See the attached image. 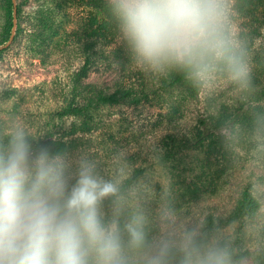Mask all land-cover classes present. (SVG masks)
Segmentation results:
<instances>
[{
    "label": "rangeland",
    "instance_id": "rangeland-1",
    "mask_svg": "<svg viewBox=\"0 0 264 264\" xmlns=\"http://www.w3.org/2000/svg\"><path fill=\"white\" fill-rule=\"evenodd\" d=\"M16 2L15 35L0 55V137L5 146L18 134H22L29 144V137L37 138L54 129V126L63 124L55 115L62 104L60 88L69 74L82 63L78 54L69 52L70 46L67 47L65 39L62 37L61 41L60 36L51 43L48 59L30 51L35 34L34 14L49 0ZM227 3V29L239 45L243 19L234 8L235 0H227ZM86 13L87 9L81 5L67 7L63 18L64 35L76 30ZM3 21L4 11L0 1V32ZM261 41L262 37L255 44ZM246 64L250 69L249 63ZM147 65L139 61L135 67L142 68L144 72L147 70L148 85L154 83L157 86L156 70L151 66L145 68ZM104 66L94 69L87 80L113 83L120 77L121 71L116 67L106 70ZM219 69L216 66L203 78H195L201 86L195 99L175 97L183 90L177 87L172 91L150 93V100L138 105L104 108L98 130L91 134H78V147L64 155L52 157L59 158L65 165L70 185L74 183L82 162L91 164L95 175L106 181L122 180L128 175L133 166L131 164L144 168L129 189L124 207L121 206L122 210L131 212L134 218L139 219L141 226L145 225L150 234L147 248L141 253L131 252L128 254L132 256L130 258L138 257L149 262L154 257L160 259L170 246L188 249L193 237L201 234L204 216L225 217L233 209L242 190L249 186L251 194L259 201L257 212L244 222L228 226L211 237L210 245H215L222 238L235 239L239 236L238 246L249 250L252 255L235 264H255L254 255L260 251V240L264 235V132H244L242 128L226 131L225 140L229 146L226 157L214 159L211 171L208 170L215 180L216 191L190 203L175 201L178 195L173 194L170 187L174 181L170 163L155 155L166 134L193 135L198 118L206 114L204 107L207 98L219 97L230 102L240 95V88L233 89L234 81ZM6 91H15V94L5 99L3 94ZM173 108L177 109L176 114ZM184 160L188 163L194 161V152H186ZM185 170L190 174L189 167ZM107 210L108 214L104 207L99 206L101 219L104 218L106 224L114 223L113 220L106 221V214L112 217L121 215L118 206Z\"/></svg>",
    "mask_w": 264,
    "mask_h": 264
},
{
    "label": "trees",
    "instance_id": "trees-1",
    "mask_svg": "<svg viewBox=\"0 0 264 264\" xmlns=\"http://www.w3.org/2000/svg\"><path fill=\"white\" fill-rule=\"evenodd\" d=\"M0 1L4 11L3 28L0 32L1 45L10 36L13 5L11 0ZM45 3V6H41L34 14L35 34L29 47L30 51L48 59L51 43L60 36L61 41L65 39L67 47L70 46L69 52L78 54L82 63L76 71L69 74L63 85L62 82L59 83L62 104L55 115L63 124L54 126V129L37 138L29 137L31 157L46 152L52 158L78 147V134H91L100 128L101 112L104 108L138 105L149 101L150 93L157 94L159 90L172 91L177 87L183 90L182 94L175 97L188 100L197 97L200 83H197L195 77L187 70L179 67L155 68V82L158 84L148 85L147 70L144 72L142 68L136 69L135 66L140 60L125 39L110 1L49 0V3ZM74 4L84 6L87 13L76 30L64 35L65 11ZM234 8L243 19L238 51L242 53L245 63L250 65L248 79L245 84L232 83L233 89L240 88V95L235 100L228 102L220 100L219 97L206 99V114L198 118V125L194 128L192 136L186 133H168L160 141L161 147L155 155L170 163L174 180L170 183L174 191L171 192L178 195L175 201L190 203L216 191L215 180L210 177L209 171L214 159L226 157L227 147L229 148L225 140L226 131L242 128L244 132H264V0H235ZM260 37L262 41L256 45L255 41ZM102 65H105L106 70L112 69V66L116 67L121 71L120 77L113 83L88 81L90 73ZM148 67L150 65L145 68ZM217 67L224 76L228 75L222 65ZM14 94L15 91H6L3 96L9 99ZM173 112L176 114L177 109L173 108ZM3 141L0 137V145H5ZM189 150L194 152L195 160L188 163L184 158ZM131 165L133 166L126 177L113 181L117 184L118 192L105 198L99 206L104 207L107 214V209L114 206H118L121 212V215L116 213L113 217L106 214V221L113 220L120 229L126 264H149L146 260L130 258L132 256L128 255L145 250L150 238L147 227L143 225L144 242L140 246L133 245L125 228L134 217L131 212L122 210L121 206L124 207L129 189L144 171L141 166ZM188 167L190 174L185 170ZM259 206V201L251 194L249 186H246L233 209L225 217L206 214L200 226L201 234L193 237L189 248H166L160 258L161 264H186L189 254L195 264L196 258L209 249L224 250L227 253V264H235L251 256L249 250L238 246L239 236L235 239L222 238L213 246L210 245V238L228 226L252 217ZM102 220L104 221V218ZM260 241V251L254 255L255 264H264V235Z\"/></svg>",
    "mask_w": 264,
    "mask_h": 264
},
{
    "label": "clouds",
    "instance_id": "clouds-1",
    "mask_svg": "<svg viewBox=\"0 0 264 264\" xmlns=\"http://www.w3.org/2000/svg\"><path fill=\"white\" fill-rule=\"evenodd\" d=\"M135 56L154 68L179 67L203 78L217 65L245 84L249 69L227 29V0H110ZM22 134L0 145V264H126L120 229L101 219L99 205L118 192L82 162L69 184L59 158L30 156ZM144 242L137 218L125 225ZM149 264H161L154 257ZM186 264H193L191 254ZM195 264H227L209 249Z\"/></svg>",
    "mask_w": 264,
    "mask_h": 264
},
{
    "label": "water",
    "instance_id": "water-1",
    "mask_svg": "<svg viewBox=\"0 0 264 264\" xmlns=\"http://www.w3.org/2000/svg\"><path fill=\"white\" fill-rule=\"evenodd\" d=\"M13 5V13H12V28L10 32V36L5 44L0 45V51L8 47V45L13 41L15 31H16V16H17V0H11Z\"/></svg>",
    "mask_w": 264,
    "mask_h": 264
}]
</instances>
